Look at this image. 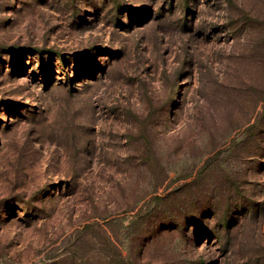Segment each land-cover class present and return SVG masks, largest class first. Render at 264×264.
I'll return each mask as SVG.
<instances>
[{
	"label": "rangeland",
	"instance_id": "obj_1",
	"mask_svg": "<svg viewBox=\"0 0 264 264\" xmlns=\"http://www.w3.org/2000/svg\"><path fill=\"white\" fill-rule=\"evenodd\" d=\"M0 264H264V0H0Z\"/></svg>",
	"mask_w": 264,
	"mask_h": 264
}]
</instances>
